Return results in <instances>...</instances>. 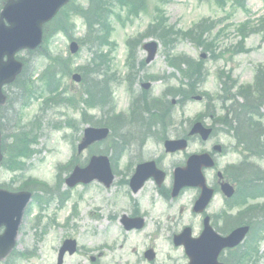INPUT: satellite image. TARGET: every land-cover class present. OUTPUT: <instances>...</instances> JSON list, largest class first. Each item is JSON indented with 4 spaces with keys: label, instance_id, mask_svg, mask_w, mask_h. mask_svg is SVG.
<instances>
[{
    "label": "rangeland",
    "instance_id": "obj_1",
    "mask_svg": "<svg viewBox=\"0 0 264 264\" xmlns=\"http://www.w3.org/2000/svg\"><path fill=\"white\" fill-rule=\"evenodd\" d=\"M85 1L75 0V4L85 5L86 7L87 3L85 4ZM245 1L249 12L238 8L231 3V0L220 4L212 0H170L164 6V14L168 18L169 24L182 29L190 28L203 18L220 20L214 31L211 32V36H213L218 29H221L219 45L216 42L213 47L214 49L216 47L215 52H220L225 46H234L240 40L243 34H241L242 22L248 27H252L258 25L260 23L259 19L264 17V0ZM1 3L2 0H0V5ZM159 4L161 7L162 4L158 0H146L145 9L130 22L118 23L112 18L114 28L112 39L116 43V48L112 53V69L107 70L104 66L103 72L106 77H113V70H117L119 75L124 73L127 75L128 68L125 66L127 63L129 68L130 66L133 68L136 80L132 91L127 83H122L120 87L117 84H110V88L113 90V99L105 107V112L112 105L115 109L114 112H128L129 108L131 109L129 104L138 94L147 95L153 102L155 100L163 105L171 99H175L176 102L178 99L183 101L181 94L177 95V93L185 90L190 79L188 78V70L184 66L179 68L180 72L170 66L171 57L168 55L173 54L181 57L187 55L192 59H198L200 53L208 55L203 59V66L206 71L205 81L199 84L200 89L195 88V86L193 88L195 89V95L202 96L200 93L203 90L212 94L213 99L209 102L215 108L214 113L219 114L221 112L219 101H222L224 94L228 98L227 104H233L234 107L243 105L245 99L233 89L224 94H219L220 83L215 74L219 69H232L231 78L237 79L238 83H251L256 66L261 63L264 64V32L246 34L244 46L249 52L235 55L230 60L223 57V59L211 61L208 52L194 46L190 41H181L174 52H165L159 41L153 37L143 39V42L155 40L160 44L157 56L151 63H144L145 51L141 47H137V58L126 60L125 40L129 37L141 36V32L147 24L152 22L155 16L154 9ZM72 23H74L73 36L82 38L85 26L83 20L74 13L69 12L67 15H62L54 25H56L55 29L66 31L68 25ZM45 41H47L46 44L40 47V49L44 48L42 52H34L31 56L26 55L25 52L19 53L33 66L30 68L26 65V69L24 68L22 71L20 77L25 78L20 82L21 88L16 85H8L4 88L8 109L6 106L0 107V131L3 142L0 183H3V187L9 190L31 191L34 197L33 200L29 201L25 210L24 222L20 228L21 236L18 244H16L14 254L0 264H53L58 247H60L62 240L69 236L77 240L79 247L77 253L66 257L65 264H90V256L98 258V261L101 258V264L104 262V264H110L113 260L136 262V259L143 255L140 252L144 247L153 248L158 256L150 264L172 262L183 264L186 261L184 257L181 258V248L173 246L171 237L174 233L179 232L185 223L192 224L193 232L199 234V217L194 216L189 208L193 191H186L180 200L172 201L171 208L169 198L162 196L161 198V194L158 192L159 195L154 191L152 183H149L138 194H131L124 183V180L128 178L127 173L132 168V166H128V162L133 155L129 145L123 147L125 152L121 159L122 168L119 167L118 169L114 164L112 165L113 169L116 168V176L113 185L109 189H105L97 182H93L86 187L78 185L68 188L65 185L64 179L68 175V171L64 170L66 164L71 162L73 165H84L91 156L90 154L108 155L113 163V159L119 154V152L114 154V150H116V147H120L118 145L122 143V140L115 133L100 144L90 149L87 148L79 154L76 153V144L79 143L85 126L88 124L99 126L98 120L101 119L97 109L81 111L85 107L82 100L78 98L81 96L80 92L84 94L82 90L83 83L81 81L76 84L71 79V75L75 72L82 75L83 72L78 68L90 61L91 53L87 50V47L81 46L78 52L71 55V57L68 51V38L58 32L52 38L49 34H46ZM47 48L50 52H46ZM45 52L46 54L43 56L42 54ZM62 57H67V61ZM140 62L143 63L142 66H139ZM46 66L51 69L50 71L55 72V77L60 78L62 85H67L69 92L66 94V99H68L69 94L78 97H74L77 102L75 105H59L50 99L45 90V79L40 74ZM60 71H63V76H61ZM161 73H165V82L163 80H151V74ZM29 75L31 76L28 77ZM149 81L151 83L150 88L143 92L140 83ZM166 86H168L167 89L172 88L176 93L166 95L165 91L162 94ZM135 91V94L131 93ZM22 95L30 97L25 104L19 99ZM195 95L190 93L188 95L189 100L185 99V101H188L185 104H180L174 111L175 113L170 116L169 123L171 125L167 128V132H171L180 126L184 130L187 129L193 122L195 114L204 110L206 100L194 101L191 97ZM253 98L256 99V96L254 95ZM114 112L110 110V115H114ZM86 113L90 117L84 120ZM258 115L261 117V128L264 130V106L259 107ZM210 122L211 120L207 121V123ZM163 127L164 125L150 124V131L156 130L159 132ZM217 140L225 146H229L227 152L219 158L220 167L226 162H236L241 157L246 156V152L233 150L234 141L230 135H219ZM19 148L22 150H19ZM199 148L200 146L196 142L190 147V149L196 150ZM14 150L20 154L16 157L15 164L14 161L13 163L8 161L9 155H12ZM259 151L260 155L264 154V146H260ZM154 152L156 151L154 150ZM12 157L14 156L12 155ZM169 158V156H165V163H168L166 161ZM183 158L185 160L186 154L183 156L173 154L171 155V162L180 164ZM248 162L258 164L261 166L262 172L264 171V156L249 157ZM14 167H18V169L12 170ZM171 168L172 166L169 165L168 169ZM57 174L59 175L57 176ZM208 178V181H210V176ZM36 180H39L42 184H36L34 182ZM43 184H47V186H43ZM34 185L39 190L34 189ZM137 200L140 201L144 211H149L147 212L149 215L146 216L147 226L145 229L126 233L120 227L119 219L122 214H128L132 211L133 203ZM29 207L31 208L29 209ZM180 207H182L181 212ZM222 207V200L215 198L209 210L220 209L221 212ZM159 212L163 216L159 217ZM247 219L249 222L256 221L254 217H248ZM223 220H225V217L220 213L216 215V221L213 223L214 228L221 234L227 232V230H224ZM159 221L161 223L157 227L156 224H159ZM63 225L64 227H62ZM254 229L243 241L240 249L242 250L251 244L256 250H253L246 257V260L240 262L242 264H264V225L263 229ZM255 233L263 239H257L253 243ZM125 240L127 242H124ZM112 241H115L112 245L114 247L112 251L107 248H102L99 251V248H97V252H93L95 247L102 246V243L109 244ZM120 241H123L122 247H119ZM131 247H134L135 251H131V249L129 252ZM236 252L238 251H235L234 254ZM223 255L224 257L221 260L226 263L228 261L227 252H224ZM138 264H146V260H142Z\"/></svg>",
    "mask_w": 264,
    "mask_h": 264
},
{
    "label": "water",
    "instance_id": "obj_2",
    "mask_svg": "<svg viewBox=\"0 0 264 264\" xmlns=\"http://www.w3.org/2000/svg\"><path fill=\"white\" fill-rule=\"evenodd\" d=\"M68 0H7L0 12V86L4 82H11L15 75L20 71V63L13 60V54L21 48L34 49L41 41L42 23L48 21L52 16L67 3ZM148 52H156L154 43L146 45ZM76 45L71 44V51L75 52ZM7 56V61H3V56ZM152 57L151 53L148 59ZM78 80L79 77L75 76ZM4 102V97L0 93V103ZM95 132L90 140H99L105 137L107 130H92ZM87 132V130H86ZM170 143V142H169ZM1 159V156H0ZM95 166L89 172L80 177V170H76L69 177L67 184L72 186L75 182H88L94 177L108 185L111 181L112 174L106 157H99ZM187 183V182H182ZM12 197V195H8ZM246 227L234 230L225 239V243H220L219 247L237 245L243 238ZM5 241V238L3 237ZM2 239L0 237V245ZM0 248V255H6L12 246ZM6 245V243H5ZM214 249L211 250V254ZM209 264H217L212 260Z\"/></svg>",
    "mask_w": 264,
    "mask_h": 264
},
{
    "label": "trees",
    "instance_id": "obj_3",
    "mask_svg": "<svg viewBox=\"0 0 264 264\" xmlns=\"http://www.w3.org/2000/svg\"><path fill=\"white\" fill-rule=\"evenodd\" d=\"M161 3H166L169 0H158ZM217 2L224 3L225 0H215ZM233 2L236 5L242 6L241 0H233ZM144 6V0H88V5L86 8H77L74 9L77 13H79L86 21L89 34L85 39V42L89 44L90 50L92 53L91 62L92 64L96 65L98 62L99 57H104L101 52V46L105 43L108 44L107 36L109 35V27H108V19L110 16L116 15V19L120 22H123L124 20H131L130 17L137 16L138 12L143 8ZM124 10L125 16L123 17L121 15V11ZM158 11L159 9H155ZM116 11L118 13H116ZM69 13V12H67ZM99 25L97 28H94V26ZM100 26L102 28H100ZM210 30V28H203V26H196L194 29H189L187 31H183L181 29H175L173 26H171L167 18L164 16V14H157L153 18V24L149 25L145 35H151L153 37L158 38L161 42L163 47L165 48V52H170L173 50V48L177 45V42L181 39L188 38L192 42H194L197 45H203L205 49H208L210 46H214V39L211 41H207L208 39H204L202 37V34ZM139 42V40L131 41V43H134L135 45ZM130 52H134L133 49H131ZM172 61H176V59H171ZM184 63L187 64L188 69H194L195 64L190 61L189 59H185ZM46 83L48 85L51 84L50 80L46 78ZM262 85H264V80H260L258 82V88L259 90L262 89ZM98 84H91L85 89V93L88 96L87 104L88 105H95L97 103V98L101 95L103 97V90H100V94L96 96L95 92H92V89L96 90L98 88ZM191 90V89H189ZM188 90V91H189ZM248 94H246L247 96ZM249 101V100H248ZM248 108V107H247ZM246 113L254 114V111H251V109H246L244 107H241ZM241 120L245 122L244 117H240ZM118 121L117 118L115 119V122ZM242 122V121H241ZM243 123V122H242ZM3 149V146H2ZM16 159V160H15ZM11 163L14 164L17 161V158L10 157Z\"/></svg>",
    "mask_w": 264,
    "mask_h": 264
},
{
    "label": "flooded vegetation",
    "instance_id": "obj_4",
    "mask_svg": "<svg viewBox=\"0 0 264 264\" xmlns=\"http://www.w3.org/2000/svg\"><path fill=\"white\" fill-rule=\"evenodd\" d=\"M149 98H145L144 96H139L137 97L134 107L137 111V113L134 114L133 120H132V125L133 128L129 130H123L125 133V139L127 143L129 144V147L132 149V154L133 156L130 158V162L133 163L134 165H137L139 163H144V162H149L153 161L155 165L159 168L162 169L165 173V177L163 182L161 183L160 186L157 187V190L164 194V196L170 194V182H171V174H169L163 167L165 164V156L163 157V154H158V153H165L164 152V142L167 139L171 140H178L182 139L185 137L183 127L175 128L171 132H167V128L171 125L169 123L170 121V116L173 115V111L178 107V100L176 102L175 99H171L169 103L166 104H159V102L154 100V103H156L158 106L152 110H156L157 113L156 115H160L161 119H152L149 118L147 120H143L140 115L144 112H146L147 109L150 107L146 105V101H148ZM139 104V105H138ZM139 111H142L139 113ZM167 111H170V116L168 115ZM150 124L151 125H164L161 131H156L154 130V133L150 131ZM178 125V124H176ZM216 143L214 144H209V148L211 150H208L210 153H213V147L215 146ZM153 147V148H151ZM162 149V151H161ZM154 150L156 152H154ZM171 154V153H169ZM174 154H178V152H175ZM214 155V154H213ZM211 175V186L213 187L214 191L219 190V179L216 176V171L215 170H209ZM227 181L231 182V179L227 178ZM151 182L154 184V186L157 184V181L154 178H151L148 180L141 189H139L136 194H138L144 186L148 183ZM125 183H128V180L125 181ZM176 198H171L173 201ZM234 208L231 209H226L227 213H231ZM132 216H137L138 211L136 208L132 210L131 213ZM215 215H211L210 220L212 221V218H214ZM202 226V222L200 223ZM77 252V249H75V252L72 254H75ZM72 254L65 252L59 261V250L55 253V260L53 264H65L66 257H70ZM90 262L94 264H100V262H96V258H90Z\"/></svg>",
    "mask_w": 264,
    "mask_h": 264
}]
</instances>
